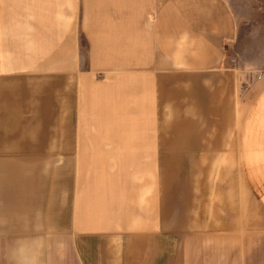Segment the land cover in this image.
I'll list each match as a JSON object with an SVG mask.
<instances>
[{"label": "crops", "instance_id": "1", "mask_svg": "<svg viewBox=\"0 0 264 264\" xmlns=\"http://www.w3.org/2000/svg\"><path fill=\"white\" fill-rule=\"evenodd\" d=\"M260 15L0 0V264H264Z\"/></svg>", "mask_w": 264, "mask_h": 264}, {"label": "rangeland", "instance_id": "2", "mask_svg": "<svg viewBox=\"0 0 264 264\" xmlns=\"http://www.w3.org/2000/svg\"><path fill=\"white\" fill-rule=\"evenodd\" d=\"M253 5H255V2H253ZM256 5L260 8L261 15L259 17V21L264 26V0H256ZM188 249H190V254H192L191 256H193V259L195 260L196 264H201L205 252V248L202 244V241H200V239L192 240L191 244H188Z\"/></svg>", "mask_w": 264, "mask_h": 264}]
</instances>
